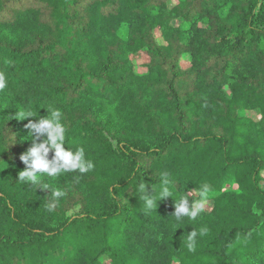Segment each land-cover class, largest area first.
I'll return each mask as SVG.
<instances>
[{"label": "trees", "instance_id": "trees-1", "mask_svg": "<svg viewBox=\"0 0 264 264\" xmlns=\"http://www.w3.org/2000/svg\"><path fill=\"white\" fill-rule=\"evenodd\" d=\"M0 73V264H264V0H0ZM50 107L94 164L58 200L19 180Z\"/></svg>", "mask_w": 264, "mask_h": 264}, {"label": "clouds", "instance_id": "clouds-1", "mask_svg": "<svg viewBox=\"0 0 264 264\" xmlns=\"http://www.w3.org/2000/svg\"><path fill=\"white\" fill-rule=\"evenodd\" d=\"M6 87V80L0 73V89ZM47 110V115L40 116L38 113L34 116L32 111H22L16 114V119H30L25 127L29 130L31 146L26 152L20 155L21 162L25 165V169L19 172V180L30 183L41 189L50 190V195L54 200L64 196V192L58 188H50L41 180L42 176L54 177L61 173L79 172L86 174L94 168V164L90 159H86L85 150L83 147H78L75 150L65 147L66 126L62 122V112L58 108L50 107ZM13 137V136H12ZM13 141V139H12ZM52 153L51 158L49 154ZM167 172L161 173V197H169V185L174 187L173 182L168 178ZM144 184L140 185V189L144 191ZM197 193L200 199H193L192 194ZM190 195L185 194L177 201L174 200L175 211L174 215L177 220L183 217L195 219L201 211H203V198L209 194V185L203 184L199 189ZM146 206L151 209L154 201L149 195L144 196ZM206 231V229L204 230ZM196 232L191 231L187 236V247L189 250L194 248L196 243Z\"/></svg>", "mask_w": 264, "mask_h": 264}, {"label": "rangeland", "instance_id": "rangeland-1", "mask_svg": "<svg viewBox=\"0 0 264 264\" xmlns=\"http://www.w3.org/2000/svg\"><path fill=\"white\" fill-rule=\"evenodd\" d=\"M143 61H144V58L143 57H141V59H140V57L139 58L136 57V59H135V65H136L137 70H142V67L140 66V63H142ZM208 203H210V202L208 201L207 204Z\"/></svg>", "mask_w": 264, "mask_h": 264}]
</instances>
